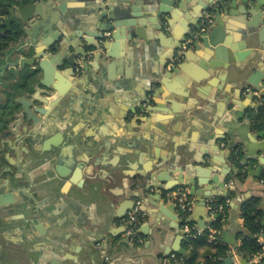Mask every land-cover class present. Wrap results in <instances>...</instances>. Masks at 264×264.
<instances>
[{
  "label": "crops",
  "instance_id": "crops-1",
  "mask_svg": "<svg viewBox=\"0 0 264 264\" xmlns=\"http://www.w3.org/2000/svg\"><path fill=\"white\" fill-rule=\"evenodd\" d=\"M131 1H137L135 5L143 15L133 18L144 20L139 25L143 38L135 36L124 49L126 32L119 33L121 28L115 30L117 40H111L110 45L114 46L107 52L117 57H109L106 51L96 53L83 74L68 77L72 92L59 101L54 120L43 117L35 125L25 119L12 131L7 129L6 135L0 134V194H12V202L0 206V264H106L105 247L119 249L117 242L124 239L126 214H119L132 207L129 199L133 194H141L142 207L152 210L162 201L158 189L134 188L131 175L156 155L172 160L180 156L203 160L206 153H213L216 166L227 167L220 146L229 140L239 143L240 136L233 135V127L247 121L238 120L237 115L244 113V107L260 108L243 93L236 98L243 84L233 74L224 76L221 84L216 75L210 79L214 81L210 86L203 81L202 85H207L203 96L187 89L178 98L171 91L183 87L168 74L174 44L188 30L190 20L206 12L202 8L210 0H184V9L173 7L174 16L165 15L169 23L165 21L168 26L163 31L156 30L160 25L158 16L147 15L149 0ZM90 3L91 0H67L68 7L74 5L67 8V14L52 16L58 27L56 32L62 37L74 35L94 15L95 8ZM44 13V19H48L54 12ZM250 19L243 14H222V27L235 56L245 52L240 44L248 41L249 33L255 41L258 38L261 25L248 26ZM248 43L251 46L252 40ZM203 52H194V60L180 63L186 65L183 72L190 79L197 75L196 70L206 72L196 60L210 56L205 49ZM2 91L0 87V96ZM153 96L160 101L172 98L178 112H169V102L163 106L155 101L150 104ZM232 100L238 104L234 105ZM143 107L151 114L144 112ZM252 163L254 169L262 168L261 176L237 181L223 201L228 202L221 240L227 245L233 243L226 242V238L231 240L235 236V241L240 240L238 233L245 229L243 203L252 195L264 199V165L256 159ZM185 187L191 195L190 186ZM196 203L191 215L195 213L198 219L203 216L206 220V225L200 227L212 224L208 207L196 208ZM164 218L174 223L169 216ZM155 227L153 223L146 229L151 231ZM224 231L227 235H223ZM140 234L144 241L149 240L148 248L143 243L140 250L126 247L122 251L137 256L140 264H170L162 261L170 254L165 253L179 243L184 247L187 240L183 237L179 242L174 229L166 236L155 234L154 238ZM189 249L191 244L185 249L186 255ZM206 250L205 246L199 249L200 263L205 262Z\"/></svg>",
  "mask_w": 264,
  "mask_h": 264
},
{
  "label": "water",
  "instance_id": "water-1",
  "mask_svg": "<svg viewBox=\"0 0 264 264\" xmlns=\"http://www.w3.org/2000/svg\"><path fill=\"white\" fill-rule=\"evenodd\" d=\"M66 1H0V87L3 90L0 96V131H4L5 135L7 133L5 130L12 131V128L17 127L25 119L35 125L42 122L43 117L50 118V121L54 120L59 101H62L64 96H70L72 92V82L68 77L83 74L94 54H102L103 51L107 52L110 46L112 48L114 45H110L111 40L115 41L118 37L114 34L115 30L121 28L119 33L126 32L123 37L124 42L122 41L124 49L126 43L134 41L135 36L143 38L139 25L144 24V20L133 19L143 15L140 7L135 5L138 4L137 1L131 0H91L89 5L95 8L94 15L84 26H80L74 35L62 37L61 33L56 32L58 27L52 16L67 14V8L74 5L68 7ZM149 2L151 3L150 13L147 15L158 16L160 25L156 27V30L159 31L167 28L165 21L169 23V20L165 15L169 14L173 17V7L184 9L185 6L184 0H149ZM205 10L206 12L198 18L190 20L188 30L174 44L168 74L180 81L179 84L184 88L180 87L182 89L177 92L174 89L171 91L178 98L181 94H186L187 89L189 92L194 89L197 95L203 96L202 92L207 88V85H202L203 81H208L210 86L214 83L210 79L216 75L219 76V84H221L224 76L233 74L243 84L236 98L241 97L243 88L248 85L264 95V0H210V3L202 8V11ZM44 12L54 13H50L48 19H44ZM223 13L250 16L252 20H248V26L261 25L256 41L255 36L249 33L248 41L240 44L241 50L245 52L237 53L236 56L229 48L230 38L225 36L222 27ZM249 40H252L251 46H248ZM189 47L194 49L193 52H189ZM204 49L210 56L196 58V60L206 72L196 70L197 75L190 79L183 72L186 70V65L180 63L182 60L186 62L194 60V52L203 55ZM89 53L91 56L87 58ZM107 54L109 57H117L111 52ZM78 57L85 58L80 72L75 69ZM206 60H210V63ZM248 96L252 98L251 95ZM152 101L159 106L167 102L172 103L169 112H178L176 104L174 105L170 97L160 101L153 96L150 104ZM232 103L238 104L235 100H232ZM19 107L21 110H18ZM142 109L151 114L146 107ZM242 110L244 113L237 115V119L247 118V121L233 127L236 130L233 135L240 136L239 143L229 140L225 143L227 148L219 145L223 162L227 164V167L216 166L213 153H206L203 160H191L181 156L172 160L164 155H156L149 163L143 165L142 170L131 175L134 188L158 189L159 199H162L154 206L155 210L141 206L145 212L142 217L145 222L139 224L140 233L154 238L155 234L166 236L169 230L174 229L181 242L184 232L180 228L176 206L167 200V193L181 185L190 186L191 195L194 198L197 197L195 198L196 208H207V198L226 197L235 189L237 181H245L248 176L251 178L261 176L262 168L254 169L252 161L256 159L264 165V126H259L260 117L250 115V108L244 107ZM253 110L257 111L254 107ZM219 139L220 137L217 138ZM81 167L82 164L77 168L78 171ZM217 188L220 190L217 191ZM136 197H141V194L134 193L129 199L132 206ZM11 199V193L0 194V206L10 204ZM261 206L264 207V199ZM129 208L127 207L119 216L123 217ZM206 211L209 212L208 208ZM164 215L169 216L174 223L167 222ZM188 221L197 222L199 226L206 225L205 218L201 216L198 219L195 213L188 218ZM153 223H156V227L148 231L146 228ZM126 230L127 226L123 234ZM223 235H227V232L224 231ZM235 239V236L231 240L226 238V242L234 243ZM143 243H147V248L150 246L149 240L147 242L143 239V242L138 245L124 236V239L117 242L119 249L115 247L109 250L108 246L105 247L104 260L106 264H140L141 260L137 259V256L124 254L122 251L126 247L140 250ZM173 249L185 254V249L180 246V243L165 254L171 253ZM233 259L234 257L227 258V264H230Z\"/></svg>",
  "mask_w": 264,
  "mask_h": 264
},
{
  "label": "built area",
  "instance_id": "built-area-1",
  "mask_svg": "<svg viewBox=\"0 0 264 264\" xmlns=\"http://www.w3.org/2000/svg\"><path fill=\"white\" fill-rule=\"evenodd\" d=\"M91 56L89 53L88 57ZM84 57H78V64L76 65V71L80 72L81 66L84 63ZM245 96L251 95L253 98L254 106L257 107H264V95L261 94L259 90L254 88L251 85H248L243 88L242 92ZM223 146L226 144L223 142ZM261 183L264 185V178L261 179ZM167 200L173 202L176 206V213L179 218L180 228L183 230L184 234L183 237L188 238H195L201 235L207 236L208 242L211 244H221L224 243L221 240V232L222 229L220 227H216L213 223L207 225L206 227H200L197 222H190L188 218L191 216L194 205H195V198L189 194L188 188L185 186H181L176 188L175 190L167 193ZM227 202H221L218 200L217 197L212 196L206 199V205L208 207V211L210 216L213 220H216L220 217L221 222L226 221L227 217ZM143 204L142 197H136L134 199L133 206L127 211L126 215L124 216V224L127 226V230L124 233V236L129 239L131 242L136 244H141L143 239L140 231H139V224L141 222L142 217L144 216L145 212L141 209ZM259 242L262 245V250L256 254L249 255L248 257L244 258L241 254H239L236 250V246L240 244L241 240H236L233 244L228 245V254L229 257H234L231 261V264H264L263 256H264V229H262L258 233ZM101 245V242L98 243ZM105 252V249L103 253ZM186 252L185 254H180L176 252H172L169 255L163 257L164 263L170 264H187L186 262ZM245 260V262H243ZM200 264H214L213 262L210 263H200Z\"/></svg>",
  "mask_w": 264,
  "mask_h": 264
},
{
  "label": "trees",
  "instance_id": "trees-1",
  "mask_svg": "<svg viewBox=\"0 0 264 264\" xmlns=\"http://www.w3.org/2000/svg\"><path fill=\"white\" fill-rule=\"evenodd\" d=\"M8 1L10 0H0ZM252 117H260V127L264 126V107H260L257 111L253 109L249 110ZM219 201L223 202L226 200L225 197H219ZM262 197L259 195L250 196L242 206V216L244 218L245 229L238 233V238L241 242L236 246V250L244 258L249 255L256 254L262 250V245L258 239V233L264 229V207L261 206ZM216 227H222V222L220 217L213 221ZM189 244H191V249L187 251L186 262L188 264H199V249L203 246L207 247L204 253V261L207 263L213 262L214 264H226V258L229 257L227 252L228 245L214 244L210 245L207 241V236L201 235L195 238H188L185 243H183V248L188 249ZM215 247V250L212 249ZM264 261V256H263Z\"/></svg>",
  "mask_w": 264,
  "mask_h": 264
},
{
  "label": "flooded vegetation",
  "instance_id": "flooded-vegetation-1",
  "mask_svg": "<svg viewBox=\"0 0 264 264\" xmlns=\"http://www.w3.org/2000/svg\"><path fill=\"white\" fill-rule=\"evenodd\" d=\"M6 131V130H5ZM4 131H0V134H2Z\"/></svg>",
  "mask_w": 264,
  "mask_h": 264
}]
</instances>
